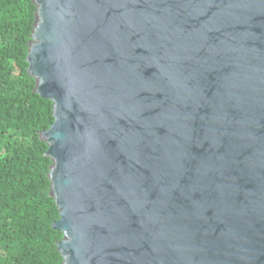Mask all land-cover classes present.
<instances>
[{"label": "water", "instance_id": "obj_1", "mask_svg": "<svg viewBox=\"0 0 264 264\" xmlns=\"http://www.w3.org/2000/svg\"><path fill=\"white\" fill-rule=\"evenodd\" d=\"M33 2L62 264H264V0Z\"/></svg>", "mask_w": 264, "mask_h": 264}, {"label": "trees", "instance_id": "obj_2", "mask_svg": "<svg viewBox=\"0 0 264 264\" xmlns=\"http://www.w3.org/2000/svg\"><path fill=\"white\" fill-rule=\"evenodd\" d=\"M33 0H0V264H62L50 195L52 160L40 133L54 121L52 102L28 72Z\"/></svg>", "mask_w": 264, "mask_h": 264}]
</instances>
